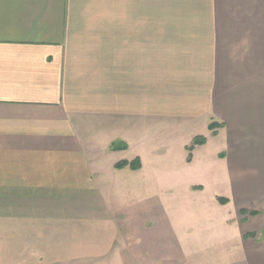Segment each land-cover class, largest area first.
<instances>
[{"label":"crops","instance_id":"obj_1","mask_svg":"<svg viewBox=\"0 0 264 264\" xmlns=\"http://www.w3.org/2000/svg\"><path fill=\"white\" fill-rule=\"evenodd\" d=\"M151 176L225 212L139 218L143 264H264V0H0V264H121Z\"/></svg>","mask_w":264,"mask_h":264},{"label":"rangeland","instance_id":"obj_2","mask_svg":"<svg viewBox=\"0 0 264 264\" xmlns=\"http://www.w3.org/2000/svg\"><path fill=\"white\" fill-rule=\"evenodd\" d=\"M168 132V131H167ZM174 134H167L165 137V144L160 143H151V144H156L158 147H162L167 145L165 149L169 148L171 151V156H174L173 159L177 162L179 159V155H185V162H190L188 160L189 153L190 151H187L186 153L184 152L183 146L179 142L175 143L173 142ZM202 136V135H201ZM193 142V141H192ZM192 142L187 146H192ZM217 142H210L207 148H203L202 150H209V151H214L216 148ZM194 150V149H193ZM193 150L191 151L192 157H193ZM168 161V160H167ZM200 159H197L196 165L199 166ZM184 166V163H183ZM196 169V167H193ZM152 179L153 177L151 176L150 178V183L149 185L143 186V191L140 189L139 192H134V191H128L126 195L123 196L124 201L120 205L121 209H123L126 212L127 217L129 218V225L130 227H137L139 225V218H145L147 216L153 215H172L176 214L175 216H185V215H191V214H206V213H212L214 215L217 214H222L225 211L216 207H210V204L208 201H205L201 204L195 205L194 202H192L190 199L191 197L185 192V186H183V189L180 188V190L177 192H169L167 190H163L161 187L153 185L152 184ZM185 184V183H183ZM182 184V185H183ZM182 187V186H181ZM175 193V194H174ZM178 193V194H176ZM175 195L172 197V195ZM122 195V194H120ZM138 195L140 197H138ZM161 200V201H159ZM233 212L236 211V208L232 209ZM167 212V213H166ZM132 220V221H131ZM135 234H130L129 239H128V253L127 256L124 258L123 262L121 264H143L146 261V256H143L146 245L147 244V236L146 234H141V231L137 228L132 230ZM222 239V236H221ZM223 243L221 245V248L223 247ZM147 250V249H146ZM152 256H159V251L157 250H150ZM161 253V252H160ZM211 255H195V264H199V260H202L204 257L206 258H211L208 257ZM217 257V255H215ZM215 259H218L215 258ZM188 256H182V264H188ZM212 263V261H211ZM70 264H111L109 260L106 261H101V262H96L94 260H88L85 262H75V263H70ZM202 264V262H200Z\"/></svg>","mask_w":264,"mask_h":264},{"label":"trees","instance_id":"obj_3","mask_svg":"<svg viewBox=\"0 0 264 264\" xmlns=\"http://www.w3.org/2000/svg\"><path fill=\"white\" fill-rule=\"evenodd\" d=\"M222 126H223L222 123L221 124H219V123L217 124V123H214L213 122V123H211L209 125V128L212 131H214V133H215L216 129L217 128H220ZM206 140H207L206 137L205 136H201V135L196 136L194 138V140L192 142V146L187 147L188 151H190L189 157H188V160L189 161H191V159H192L191 151L194 149V147L196 145H202V144L206 143ZM126 148H127V144L126 143H124V144H120V143H113V144H111V149H113V150L126 149ZM115 166H116V168H123V167L129 166L132 169H138L141 166V160L138 157L135 158L132 161L122 160V161L117 162ZM220 200H221L222 203H225L227 201V199H225V198H220ZM241 213L242 214H245V213H247V211L241 210ZM251 214H256V213L251 212Z\"/></svg>","mask_w":264,"mask_h":264}]
</instances>
